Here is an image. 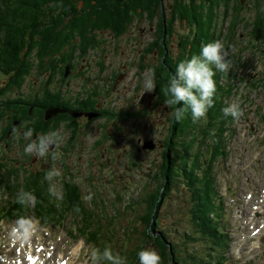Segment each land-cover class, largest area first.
<instances>
[{
    "label": "rangeland",
    "instance_id": "1",
    "mask_svg": "<svg viewBox=\"0 0 264 264\" xmlns=\"http://www.w3.org/2000/svg\"><path fill=\"white\" fill-rule=\"evenodd\" d=\"M239 1L242 2L241 5H243L240 11V15L243 17V22L238 23L236 30L239 28V33L242 37L238 40L236 39V41H240L238 42V45L241 46L244 45V42L248 41L247 33L250 31L249 23L256 21L258 7L254 5V0ZM163 3L165 6H168L169 0H164ZM113 4H115L114 0ZM261 11L263 12V10ZM134 22L137 25L135 28L136 31L146 28V33H148V26H146V23L142 20H135ZM221 22L222 20L220 19L219 24ZM220 25L222 26V23ZM130 27L133 26L131 25ZM181 32V26L177 27L176 33ZM75 35L77 38V33ZM131 36L132 35L126 31V34L120 38L121 40L116 41L118 42L119 50L127 51L126 49L129 48L131 42ZM74 43H76V48L70 45L66 47L63 45V47L59 48L55 55H58V58L55 60H64L67 63L75 57L77 58V55H74L77 51L76 49H86L82 48L86 47L87 44L85 45L80 37L79 39L74 40ZM170 43L174 44L173 40H170ZM88 44L89 46L92 45L97 48H102L104 46L103 40L95 37L92 39V42ZM70 56L72 57L70 58ZM77 63L74 62L73 64ZM74 67L76 68V66ZM262 67L263 64H261V68ZM61 71H65V66L61 68ZM170 72L172 73V71ZM33 74L34 73L32 72V75ZM156 74L160 75L158 72ZM163 78H165L166 81L162 80ZM168 80L169 78H166V76H160L158 78L157 85L159 90L163 89V84L165 82V84H167ZM35 81H37V75L34 74L33 77H28L23 85H20L18 89L15 88L14 92L8 95L11 100H13V98L17 99L16 104H19V110L21 109L22 112L25 110V101H31V99H33L32 95L34 93ZM161 90L160 92L163 93ZM17 96H19L20 99H18ZM50 97L51 96H45V98ZM119 108L121 111L118 116L120 120H123L127 116L123 113L124 109L121 105ZM134 111H137V107H131L126 113L130 116L128 118H134V120L131 119L130 123L132 125L133 121L134 124H137V128H141L145 132L147 138L151 139L152 137L153 140L155 137L159 138V140H161L160 138L165 139L166 137L169 139L172 138V131L168 130L167 133V127L171 124L173 111H169L170 114L164 116V124L162 126L158 125L157 129L154 131H151L150 127L147 128L143 121H140L142 118L139 114H131ZM11 112L12 110L8 111V113ZM138 124L140 127H138ZM18 128L24 132L27 131V129L21 128V126ZM185 132L186 131H184L183 134H180L177 138L178 142L175 144V150H177L178 153H181L180 149H183L179 142L182 141L186 144L184 137ZM1 135L2 133H0V137ZM20 136L21 138L19 140L18 138L13 139L11 137L6 143H15L17 140L18 143L22 142L23 139H25V137H23L24 134ZM64 140L65 139L63 138L62 143ZM81 141L82 145L80 148L76 147L78 145L74 144L71 150L65 151L64 153H51L49 156L41 159L28 155L25 152H14L12 150L4 154L0 148V160L9 158L4 164L7 165L8 169H10V167L16 169L15 171H17L18 177L22 180L27 176L32 177L31 174L35 175L33 176L34 178L30 180H45L47 185L45 192L48 191L52 195L53 200H58L59 197H61L64 180H72L75 187L79 186V191L80 194H82V200L85 206L88 207L93 214H98L100 217L105 218L101 219L100 230L103 237L100 236V238L107 242L108 246L113 248V250L115 249L117 252H121V250L125 249L128 245H130L128 247L129 250L134 249L135 245L140 244L138 239L142 236V231L145 233L147 232V235L152 238L155 244H157L155 239L157 233L153 234L154 231H151L150 229L152 228L153 221L142 218V215L146 214V205L142 202V199L146 193H151L153 191L154 193L157 192L158 196L159 193L157 190L162 186L163 180L161 176L163 174L158 152L154 151L150 154L134 155L133 157L128 151H123L120 147H115L111 149V154H107L105 159V156H101L103 153L105 154V152L102 148H99L95 150L98 152L96 159H91L96 152L89 150V144L87 142L88 138L87 140L83 139ZM113 150L116 151L114 152ZM232 154H234V151ZM238 154L242 155V152L238 151ZM129 160H131V162L134 161L135 163H131ZM230 163L231 162H228L227 164L218 163V169H216L215 172V180L217 184L216 191L218 190L219 192L216 200L219 202L218 205H220V196L224 199L223 206L226 212L224 218L222 216L220 218L223 230L222 237H228L229 241L228 250L225 254V264H264V230L259 233L260 235H257L259 242L256 241L255 243H251L250 241H239L237 240V236L239 231L243 229L244 223L241 224L240 228H236L235 221L232 219L235 206H240L241 210L243 209V204H241L243 197L241 196L247 188V182L243 184L244 180H258L259 187L253 188V191H256L253 200H256L260 192L264 191V167L259 166L250 170L247 167H232L229 165ZM19 165H23L25 170L20 171L18 169ZM76 184L78 186H76ZM6 185L9 187L7 188ZM172 187L173 190L170 199L162 198L159 204L158 212L160 218L159 222H161L160 229L168 231L167 234L169 238L177 242L182 239L183 232L187 231L185 235L188 234L189 236L190 233L188 232L191 230L193 233H191L190 237L195 239L192 240L194 243H192V246H189L188 249L194 250L195 253H193L197 256L196 261L198 264H214V262H209L214 258V255L218 254V250L209 249L208 251L197 253V248L198 252H200V250H202L201 246L204 243L202 236L198 234L194 227L192 228L190 226L188 219L190 209L192 208L190 195L181 187L179 182H175ZM15 191V183L3 184L0 182V207L7 205L11 202L10 200L14 201V198L18 195ZM38 198L39 197H35V201H37ZM231 198L235 199L234 201L232 200V204L230 202ZM210 199L211 198H209L208 201ZM47 203L53 204V201L49 199L47 200ZM244 203L248 204V209H250L251 202L246 203L245 201ZM210 205L214 204L211 203ZM32 206L33 203L28 204V208ZM198 206L199 207L194 211V214L199 218H203L202 214L205 211L208 221L212 222L211 213H208V209H212L209 204L203 207V211L200 208L201 205L198 204ZM244 207L247 206L244 205ZM261 220L262 218H259V221ZM255 222L256 224L259 223L257 221ZM195 224L201 231L203 225L197 222H195ZM71 225L72 219L69 216L63 221L64 227L53 224L42 226L34 220L32 215L27 216L24 221L17 219L0 220V249L2 251L0 257H2L3 260L4 257L7 258L5 259V262L2 263L11 264L12 262V264H14L16 259L12 260L11 256L13 254L17 255L18 251H20L24 245V249H26V246L35 248L40 245H45L47 250L48 246L53 247L54 250L50 251L54 252L51 256L54 262L60 258H66L68 256V264H91L90 257L91 253L95 251L94 247L88 245L87 242L83 240L77 242L71 240L66 233V229ZM95 227H97L96 224L94 228ZM111 231L116 237L113 245H110L107 238H105L107 234L111 233ZM99 233L100 231H95L93 234H95L94 236L97 238ZM151 241L144 247V249H154L157 252L159 251L161 256L163 251L161 248L158 250L153 246ZM241 244L243 245L237 249V252H235L233 247ZM180 246L182 247V245ZM207 254L209 255L207 256ZM181 256L188 259L186 253H180V257ZM230 257H236V261L228 259Z\"/></svg>",
    "mask_w": 264,
    "mask_h": 264
},
{
    "label": "trees",
    "instance_id": "2",
    "mask_svg": "<svg viewBox=\"0 0 264 264\" xmlns=\"http://www.w3.org/2000/svg\"><path fill=\"white\" fill-rule=\"evenodd\" d=\"M114 1L115 4H113V0H0V75L8 80L7 82H0V88H2L0 89L1 96L8 95L15 88L18 89L35 66L37 68L40 66L41 69L39 70L41 71L47 66L51 68L55 66L59 70L58 75H60L61 63L57 62L54 57L58 49L63 47V45L64 47L70 45L76 48L74 40L80 37L82 42L85 45L87 44L86 47L82 48H91L93 46H89L88 43L92 42L94 37L101 39V35L104 33H110L114 37L120 36L126 32L128 26L135 20H146L149 24L157 27L158 40H163L162 55L165 54L164 49H167V46H165L166 39L175 34L178 35V40L176 41L179 49L177 63H174L171 57L170 60L165 57L162 63L164 66L162 64L159 66L162 73L158 75V78L160 76L170 78L174 74L178 63L199 54L202 45L215 40L221 41L224 45V29L220 31L221 23L228 22L227 44L233 42L234 36L237 38L236 26L241 22L240 18H242L240 15L242 6L239 0H169L168 6L164 5V0ZM254 5L258 7V12H256V21H253L250 25L248 38L260 39L264 37V10L263 12L261 11L264 9V0H254ZM220 19L222 22L219 24ZM179 26H181L182 32L176 33ZM251 66L252 64L250 63L249 65H246V63L238 65V67L242 68ZM232 73L231 70L224 74L228 79L225 83L227 86L231 84L229 80ZM222 75V73L216 72L214 76L216 82L214 105L208 110L206 121L202 118L192 124L194 135L192 140L197 147L195 154L193 155L190 152L188 135H186L184 136L186 144L182 141L179 142L183 149H180L182 157L177 167L173 169L172 164L168 167L167 162L164 165L162 176L164 183L158 203L169 193L170 184L181 176L185 179L183 181L190 192L196 210L199 207L198 204L201 205L202 211L203 207L207 205V196L210 192L209 186L213 183L208 178L211 175L214 161L218 156L223 155L221 136L225 118L220 113L219 102L220 92L223 93L225 91L220 79ZM162 80L166 81L165 78ZM165 83L163 86L166 85ZM161 94L162 98L165 99L163 93ZM6 102L10 106L16 105L9 99ZM182 106L180 104L176 107ZM24 109L22 113L26 115L28 110L26 107ZM40 119L43 123H47L42 118ZM191 120V114L187 112L182 120H175L174 128L180 134H183L184 130L186 131L189 127ZM56 126L57 124H55ZM206 154H210V158L204 163L203 159ZM189 165L191 168L188 167ZM4 168L5 165L0 164L1 173ZM201 168V177H199L197 173ZM177 171L179 172L177 173ZM30 179L0 180V182L4 181L3 184L14 182L16 184L15 193L17 194L25 192L39 197L32 208L36 219L50 223L61 220L68 214H71L74 219H79L80 211L85 218H90L82 205L79 187L77 189L73 185L74 182L72 180L64 181L63 192L58 202H56L48 191L45 192L47 189L45 180L34 181ZM65 186L69 190H65ZM6 187L8 188L9 186L6 185ZM49 199L53 201V204L47 203ZM148 200V205L152 204L151 207L153 208L155 195L149 196ZM13 208L16 214L22 215L23 211L28 209V205L18 203L16 199L13 202ZM191 215L192 224H195V222L202 224L212 237L214 235L216 237L215 231L207 223L208 219L205 211L202 214L203 218L196 216L193 210ZM150 229L153 231L154 227ZM77 231L78 234L80 232L83 236L92 237L93 235L87 231L86 227L83 229L78 227ZM217 237L220 238L221 236ZM155 239L157 245L163 251L161 254L163 258L166 247L163 241L160 240L167 238L161 232L156 235ZM96 247L103 251L106 246L96 245ZM125 257L127 264H134V261L130 262L129 260L134 259V256L126 253ZM165 264H170V262L168 261Z\"/></svg>",
    "mask_w": 264,
    "mask_h": 264
},
{
    "label": "flooded vegetation",
    "instance_id": "3",
    "mask_svg": "<svg viewBox=\"0 0 264 264\" xmlns=\"http://www.w3.org/2000/svg\"><path fill=\"white\" fill-rule=\"evenodd\" d=\"M143 22L148 26V33H146V28H142L140 31L133 29L130 32L132 36L127 51L119 50L117 40L111 39L110 42H104L102 48H78L77 58L70 60V64H67L68 73L62 77L53 74V68L48 66L44 68L46 70L44 73L38 72L37 81L34 83V88L37 90L34 93L30 112H28V122L26 125L19 123L8 139L0 140V147L2 146L5 152L23 151L24 146H19L18 140L24 131L18 127L25 128L27 126L33 130L30 142L49 132H57L59 135L66 132L69 135L67 144L75 141L76 144H80L81 140L88 138L90 150L103 148L104 151H108L114 140L122 135V132L129 137L134 134L138 138L129 139L127 144H123L122 147L127 146L129 149L134 147V151L139 152V145L142 141L141 133L145 137V132L140 129L141 133L138 135L136 126H133L130 133L122 130V123L132 119H128L130 117L126 114L128 109L137 107V111L131 114H139L142 118L140 121H144L145 126L150 127L151 131L157 129L158 125L164 124V116L170 114L169 111H173L172 120L175 117L174 107H164L159 88H156L152 93L143 92L146 70H154L157 83L158 75L156 73L161 74L159 66L167 57V55H162L163 40H158L157 27L150 25L147 21ZM133 25L136 28V23ZM174 50H164V53L174 57L175 52L177 53V50ZM74 62L79 64H73ZM48 85H51V88L47 87ZM45 96L51 97L45 98ZM120 105L123 107L124 112H122L127 116V119H119ZM50 106L63 108L65 113L58 114L54 119L43 123L40 118L43 120L44 111ZM20 111L21 109L19 113ZM71 111H76L81 115L72 118L69 114ZM14 112H18V109H15ZM0 119V133H2L8 127V123L10 121L12 123L13 118L7 110L4 118ZM148 121H151L149 126L146 124ZM55 124H57L55 129L47 130L48 127H53ZM170 129L171 127L168 126L167 133ZM11 137L18 138V140L15 143H6ZM119 144L120 141H115V145ZM61 148L67 149L68 146L60 145L54 151ZM163 151H161V155ZM168 151L170 150L168 149Z\"/></svg>",
    "mask_w": 264,
    "mask_h": 264
},
{
    "label": "clouds",
    "instance_id": "4",
    "mask_svg": "<svg viewBox=\"0 0 264 264\" xmlns=\"http://www.w3.org/2000/svg\"><path fill=\"white\" fill-rule=\"evenodd\" d=\"M229 49L231 50L225 48L221 41L215 40L202 45L199 54L178 63L174 74L162 89L164 106L173 108L183 105L175 107L174 116L177 121L182 120L187 112H190L193 123L206 117L208 110L214 105L216 72L225 73L233 68L232 60L228 59L232 55V50ZM156 88L154 70L148 69L143 81V92L152 93ZM222 112L225 117L231 116L233 119H239L241 115L238 103L229 104ZM32 134L31 128L24 132L26 139ZM62 139L57 132L42 134L37 140L28 143L24 152L38 159L44 158L50 151L59 148ZM17 202L28 205L35 202V197L31 193L21 192L17 195ZM137 256L139 264H162V257L154 249L141 250ZM90 259L91 264H127L126 257L114 254L110 247H105L103 251L97 248L91 253Z\"/></svg>",
    "mask_w": 264,
    "mask_h": 264
},
{
    "label": "water",
    "instance_id": "5",
    "mask_svg": "<svg viewBox=\"0 0 264 264\" xmlns=\"http://www.w3.org/2000/svg\"><path fill=\"white\" fill-rule=\"evenodd\" d=\"M64 110H59L58 108H49L45 111V120L51 119L53 117H55L58 113L63 112ZM73 117H77L78 115H76L75 113L71 114ZM144 149L152 148L151 142H147V144H144L143 146Z\"/></svg>",
    "mask_w": 264,
    "mask_h": 264
},
{
    "label": "bare ground",
    "instance_id": "6",
    "mask_svg": "<svg viewBox=\"0 0 264 264\" xmlns=\"http://www.w3.org/2000/svg\"><path fill=\"white\" fill-rule=\"evenodd\" d=\"M247 15V14H246ZM251 16V15H250ZM104 35H106V36H109L107 33H104ZM197 39V38H196ZM198 52V51H197ZM75 55H76V53H75ZM32 72L35 74V75H37V72H36V70L35 69H31V71H30V73H29V77L30 76H32L33 77V75H32ZM52 73L53 74H58L59 73V70H58V68H55V66L53 67V71H52ZM7 166V165H6ZM63 184V183H62ZM74 185V184H73ZM76 186H78V185H76ZM77 189H78V187H76ZM63 189H64V187H63ZM65 190H69L68 188H67V186H65ZM71 190V189H70ZM79 190V189H78ZM72 196V195H71ZM74 196V195H73ZM72 198V197H71ZM81 212V211H80ZM37 255V254H36ZM36 259H38L37 257H35ZM39 260V259H38ZM40 261V260H39ZM38 261V262H39Z\"/></svg>",
    "mask_w": 264,
    "mask_h": 264
}]
</instances>
